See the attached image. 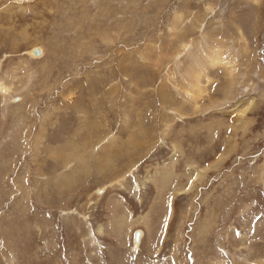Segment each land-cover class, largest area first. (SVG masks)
<instances>
[{"label":"rangeland","instance_id":"1","mask_svg":"<svg viewBox=\"0 0 264 264\" xmlns=\"http://www.w3.org/2000/svg\"><path fill=\"white\" fill-rule=\"evenodd\" d=\"M0 264H264V0H0Z\"/></svg>","mask_w":264,"mask_h":264},{"label":"bare ground","instance_id":"2","mask_svg":"<svg viewBox=\"0 0 264 264\" xmlns=\"http://www.w3.org/2000/svg\"><path fill=\"white\" fill-rule=\"evenodd\" d=\"M34 51V50H33ZM41 50H39V52H40ZM33 54H35V52L33 53ZM36 55V54H35ZM209 59H210V64L212 65V66H216V65H218V64H225V65H227V64H229V62L226 60V58L224 57V55L223 54H221V52H220V50L219 49H216V50H214V52H213V54L209 57ZM227 69H228V67H227ZM230 69V68H229ZM202 74H204V72L203 71H200V70H198L197 72H196V80H197V85H198V83H200V79H201V76H202ZM198 89H199V87H198ZM141 233V232H140ZM140 236H141V234L139 235V238L138 239H136V246H138L137 244L139 243V241H140Z\"/></svg>","mask_w":264,"mask_h":264},{"label":"water","instance_id":"3","mask_svg":"<svg viewBox=\"0 0 264 264\" xmlns=\"http://www.w3.org/2000/svg\"><path fill=\"white\" fill-rule=\"evenodd\" d=\"M34 52H35V54H39V50H38V48H36V49L34 50ZM139 235H140L139 231L136 232L135 238L138 239V238H139Z\"/></svg>","mask_w":264,"mask_h":264}]
</instances>
